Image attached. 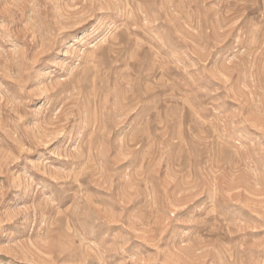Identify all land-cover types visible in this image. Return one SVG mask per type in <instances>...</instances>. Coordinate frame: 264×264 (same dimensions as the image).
<instances>
[{
  "label": "rangeland",
  "instance_id": "374dc122",
  "mask_svg": "<svg viewBox=\"0 0 264 264\" xmlns=\"http://www.w3.org/2000/svg\"><path fill=\"white\" fill-rule=\"evenodd\" d=\"M0 264H264V0H0Z\"/></svg>",
  "mask_w": 264,
  "mask_h": 264
}]
</instances>
